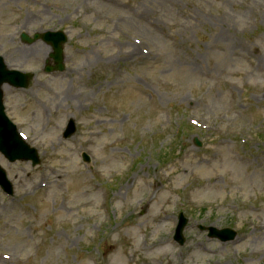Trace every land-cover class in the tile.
<instances>
[{
  "label": "rangeland",
  "instance_id": "rangeland-1",
  "mask_svg": "<svg viewBox=\"0 0 264 264\" xmlns=\"http://www.w3.org/2000/svg\"><path fill=\"white\" fill-rule=\"evenodd\" d=\"M48 30L63 72L21 40ZM0 56L35 74L4 102L41 157L0 153V264H264V0H0Z\"/></svg>",
  "mask_w": 264,
  "mask_h": 264
},
{
  "label": "water",
  "instance_id": "water-1",
  "mask_svg": "<svg viewBox=\"0 0 264 264\" xmlns=\"http://www.w3.org/2000/svg\"><path fill=\"white\" fill-rule=\"evenodd\" d=\"M42 38L45 42L53 47V52L50 56L54 59V65L48 64L46 71L51 72L53 70L63 71L65 69L64 65V55L63 48L64 44L67 42V36L61 31L58 32H45L44 34H36L34 39L29 38L26 34H23V40L29 43ZM34 77L33 74H25L19 71L8 70L4 63V59L0 57V151L11 161L16 160H32L33 165L40 162L38 157V152L36 149L31 148L26 144L20 135L18 134L16 126L9 120L4 112L3 105V92L2 86L5 83H9L16 87L27 88L30 84V80ZM76 131L75 122L70 121L64 136L69 137ZM85 159L88 160V156L85 155ZM0 185L3 189L12 194L13 186L7 178L5 170L0 166ZM188 223V219L184 217L183 214L179 216V224L176 229L175 239L183 244L185 238L183 235V230ZM201 229H206L205 227H200ZM211 237H218L222 241L233 240L237 233L229 228L219 230L214 227L208 228Z\"/></svg>",
  "mask_w": 264,
  "mask_h": 264
},
{
  "label": "bare ground",
  "instance_id": "bare-ground-1",
  "mask_svg": "<svg viewBox=\"0 0 264 264\" xmlns=\"http://www.w3.org/2000/svg\"><path fill=\"white\" fill-rule=\"evenodd\" d=\"M6 90H8V89H6ZM258 227H259L258 231L261 233L264 230V224H259ZM167 243H168L167 241H160L159 242V247L162 249L163 252L166 251L165 254H167L169 252V248H166ZM195 247H198V245H195ZM148 249H151V248H148ZM251 253L252 254H254V253L259 254L261 258H264V248L258 249V250H256V252L252 251ZM148 264H152V263H148Z\"/></svg>",
  "mask_w": 264,
  "mask_h": 264
}]
</instances>
